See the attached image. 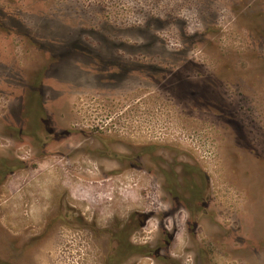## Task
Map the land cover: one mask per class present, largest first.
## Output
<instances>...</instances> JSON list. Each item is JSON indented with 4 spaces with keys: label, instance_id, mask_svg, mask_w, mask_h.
<instances>
[{
    "label": "rangeland",
    "instance_id": "rangeland-1",
    "mask_svg": "<svg viewBox=\"0 0 264 264\" xmlns=\"http://www.w3.org/2000/svg\"><path fill=\"white\" fill-rule=\"evenodd\" d=\"M134 213L123 264H264V0H0V264Z\"/></svg>",
    "mask_w": 264,
    "mask_h": 264
},
{
    "label": "trees",
    "instance_id": "trees-1",
    "mask_svg": "<svg viewBox=\"0 0 264 264\" xmlns=\"http://www.w3.org/2000/svg\"><path fill=\"white\" fill-rule=\"evenodd\" d=\"M145 216L142 214L134 213L129 217V221L126 224L125 229L115 235V241L117 242V247L115 249L116 254L119 256L112 259V262L118 261L122 255H125L123 252L125 251L126 255L123 256V260H119L116 264H123L126 260L136 256L143 255L146 257H159V252L156 250H151L150 245L137 246L133 244L130 240L131 236L136 233L139 227L144 223ZM125 236V237H124ZM116 259V260H114Z\"/></svg>",
    "mask_w": 264,
    "mask_h": 264
},
{
    "label": "flooded vegetation",
    "instance_id": "flooded-vegetation-1",
    "mask_svg": "<svg viewBox=\"0 0 264 264\" xmlns=\"http://www.w3.org/2000/svg\"><path fill=\"white\" fill-rule=\"evenodd\" d=\"M151 258H154V257H151Z\"/></svg>",
    "mask_w": 264,
    "mask_h": 264
}]
</instances>
